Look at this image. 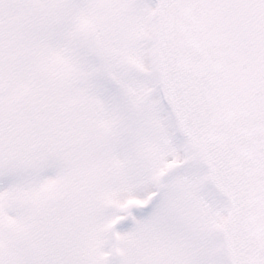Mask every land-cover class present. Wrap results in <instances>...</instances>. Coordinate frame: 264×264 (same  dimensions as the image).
Listing matches in <instances>:
<instances>
[{
	"label": "snow or ice",
	"instance_id": "snow-or-ice-1",
	"mask_svg": "<svg viewBox=\"0 0 264 264\" xmlns=\"http://www.w3.org/2000/svg\"><path fill=\"white\" fill-rule=\"evenodd\" d=\"M0 264H264V0H0Z\"/></svg>",
	"mask_w": 264,
	"mask_h": 264
}]
</instances>
